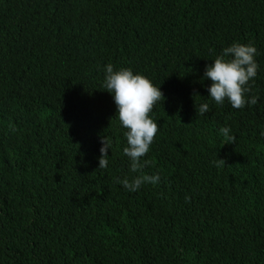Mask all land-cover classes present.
<instances>
[{"label": "trees", "instance_id": "1", "mask_svg": "<svg viewBox=\"0 0 264 264\" xmlns=\"http://www.w3.org/2000/svg\"><path fill=\"white\" fill-rule=\"evenodd\" d=\"M234 41L259 52L240 109L200 79ZM108 63L163 93L137 173ZM262 128L264 0H0V264H264ZM157 172L135 192L113 180Z\"/></svg>", "mask_w": 264, "mask_h": 264}, {"label": "clouds", "instance_id": "2", "mask_svg": "<svg viewBox=\"0 0 264 264\" xmlns=\"http://www.w3.org/2000/svg\"><path fill=\"white\" fill-rule=\"evenodd\" d=\"M259 52L252 43L232 42L223 47L215 55L211 64H206L201 81L210 80L207 86V97L215 104L221 105L227 101L233 109L243 108L245 105L252 106L257 103L258 97L249 95L251 83L258 74L259 64L256 57ZM103 87L113 98L116 106L115 116L118 118L120 127L124 129L125 146L122 151L128 157L131 173H137L149 164L146 159H141L148 153L150 145L158 132V122L149 115L154 105L161 101L163 93L160 84L157 86L153 81L140 72H134L131 68L121 67L114 70L111 63L103 68ZM196 114L203 115L209 110L207 102L195 103ZM220 132L227 137L226 142L235 139L230 135V129L224 126ZM264 136V128L261 129ZM111 149V140L106 136L100 140L98 168H106L108 165V151ZM214 161L219 166L220 161ZM224 161V160H223ZM115 183L120 184L125 190L135 192L141 185L160 182L159 173L138 174L130 178L114 177Z\"/></svg>", "mask_w": 264, "mask_h": 264}]
</instances>
